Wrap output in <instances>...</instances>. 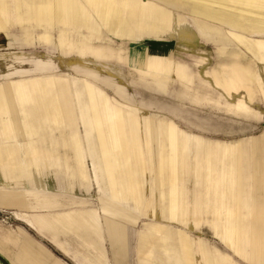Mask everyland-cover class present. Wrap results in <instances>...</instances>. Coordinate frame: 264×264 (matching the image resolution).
<instances>
[{"label":"rangeland","instance_id":"obj_1","mask_svg":"<svg viewBox=\"0 0 264 264\" xmlns=\"http://www.w3.org/2000/svg\"><path fill=\"white\" fill-rule=\"evenodd\" d=\"M76 1L94 13L86 0ZM134 1L151 13L183 19L187 35L136 23L131 33L120 37L96 18L98 30L93 33L55 16L38 19L34 9L43 0H0V92L7 107L0 111V148L25 146L30 156L42 158V164L30 165L38 172L29 176H6L2 169L8 166L0 164V191L16 195L13 201L0 197V264L30 258L25 249L29 242L62 264H120L106 218H117L126 226L129 247L123 264H187L182 252L189 244L197 257L203 244L213 264H264V258L252 259L255 233L264 237V210L254 211L264 208V51L256 55L237 38L242 35L260 49L264 20L239 18L241 27L236 28L232 22L221 24L212 18H222L219 10L204 15L206 9L194 0ZM258 12L264 16V8ZM202 17L209 19L208 33L199 26ZM83 44L88 49L79 52ZM38 77H52L57 92L71 99L72 111L64 120L43 123V129L30 134L22 125L26 118L14 85ZM85 85L102 93L116 110L120 146L109 150L108 160L125 173L127 196L111 195L102 157L95 170L75 93ZM127 115L140 125L136 143L126 127ZM4 120L13 124L12 135L6 134ZM150 122L174 128L177 172L160 173L161 152L167 156L173 152L167 133L152 131ZM75 134L82 141L88 176L79 171L75 149L67 146ZM13 135L18 141H10ZM90 137L96 144L94 129ZM229 144L237 145L236 159L228 157L218 164L219 147ZM199 146L203 148L196 152ZM61 186L63 190H58ZM170 187L181 198L175 218L162 197L163 189L166 197L171 196ZM105 206L113 209L112 215ZM88 210L101 213L102 227L84 219L87 231L75 228L67 213L83 218ZM39 215L58 232L49 225L39 232L25 221ZM228 220L237 226L232 232L234 247L220 235H230L225 228ZM154 226L162 233L151 238L147 256L141 240L144 232L156 234ZM198 264H206L201 256Z\"/></svg>","mask_w":264,"mask_h":264},{"label":"crops","instance_id":"obj_2","mask_svg":"<svg viewBox=\"0 0 264 264\" xmlns=\"http://www.w3.org/2000/svg\"><path fill=\"white\" fill-rule=\"evenodd\" d=\"M43 1L45 2L42 3L40 6H36L34 9V11L36 12V17L38 19L42 21L43 20L49 21L52 18V16L56 15L55 18H57L58 20H64V22L66 23L68 21V24H74V25H80V26L87 27L93 33H96L98 30L97 29L98 26H96L94 22L95 18L97 21H99L100 24H103L109 31L115 33L117 36H120V37L126 36L129 33H131L133 31V28H135L133 27V24H136L138 22L139 24H137V26L142 25L144 26V28L145 27L148 28L150 26L153 28L155 27V28H162V29L172 28L180 36H183V37L186 36L188 33V25L185 23L183 19H180L179 17H177L173 21L172 19H170L169 17L163 14L154 13V12L151 13L148 8H145L138 1H134V0H131V1L130 0H86L89 7L93 9L94 13H89L88 11L87 13L86 9L84 7L81 8L82 6L76 0H53V1L43 0ZM194 1H195V4L207 10V11L206 10L202 11L204 15H206L207 12L211 13L213 10H219L222 13V18H217V17H212V18L219 20L221 24L223 23L230 24V22H232L231 24L233 25V27L237 28V27H241L240 26L241 22L239 18H242L245 21L264 20L263 14H260L258 12V9L264 8L263 6L264 0H194ZM73 3L75 6L73 5ZM230 4L233 6L230 7ZM234 4H236V6ZM54 5L55 7H57L56 9ZM138 7L140 8V10ZM62 8L64 12L63 10H61ZM74 11L76 12V14L74 13ZM125 12H129L131 15H129L128 17V15L124 14ZM59 15L60 17H58ZM202 19H203L202 21L199 20L200 21L199 26L204 32L208 33L209 30L211 29H210V26L205 23V21H209V19L205 17H202ZM78 20L80 22H78ZM85 21H87L88 23ZM145 23H150V24L146 25ZM254 45H255V50L253 51L251 50V51L254 52L256 55H258V50L264 51V43H260L259 45L260 49L256 47V43H254ZM86 49H88V47L85 48V44H83V47L79 49V52L80 51L84 52V50ZM14 86L17 92L19 93L21 113L23 114V116L25 115V118H26L23 121L22 125L25 128V130L30 134L37 133L40 128L43 129V127H41L43 123H53V122L62 121V119L64 120L66 113H67V117H69L70 115L69 112L72 111V108H70V105L72 107L71 99L69 98V96L64 98L57 92V90L55 89L54 81L52 77H48V78L38 77L36 79H31L30 81L21 80V81L15 82ZM75 93L77 97V105L79 107V112L81 113L83 117V124L86 129V136L89 142V146L91 148L90 156L94 164L95 170L100 168V163L97 164L98 162L97 159H100L102 157L103 163L107 165L109 169L108 170V173H109L108 179H110L109 188H111V191L114 193V194L111 193V195L115 198L118 196V193L119 194L121 193L122 195L124 194V196H127L128 195L127 189H125L124 187V183L122 180L123 177L120 174L121 169L119 168V166H114L112 162L108 160L109 155H110L109 150L111 148L112 150H114L120 146L119 144L120 137L118 134V125H117L118 120H117L116 110L110 105L108 99L102 93L95 90L92 85H85V86L79 87L76 89ZM2 95L3 94H1L0 92V111L5 112V110H7L6 109L7 107L4 102L5 97H3ZM89 104L92 106V108ZM30 117L31 119L29 120ZM92 118H94L96 126L92 128H88L87 126L89 124V121H92ZM126 119H127L126 127L129 129L132 142L136 143L137 140H139L138 129L140 128V125L137 119L132 116L127 115ZM4 121H5L4 124L6 127L5 129L6 134L12 135L14 131L11 126L13 124L8 123L9 121L7 120H4ZM111 125L112 127H110ZM114 125L116 126V129ZM147 126L150 127V129L154 132H158L159 130L160 131L162 130L164 133H167L168 139L171 144V149L173 152L171 156H167L161 152L160 173L165 176L167 170H172L173 172H177V165H178V170H179V163L177 162L176 164L173 161V159H176L178 155L177 154L178 149H177L176 137H175L176 134H175L174 128L171 126H163L164 127L163 129V127L159 126L158 124H152L151 122L148 123ZM93 129L97 134L96 144L95 142H93L92 138L90 137L91 131ZM101 137L102 139H99ZM116 137L118 139H116ZM74 138L75 139L73 143H70L67 146L69 148L72 147L75 149L74 158L78 164L79 171L84 176H88V171L85 165V156H84L82 145H81L82 141L77 134L74 135ZM9 139L12 142L18 141L16 140L17 137L14 135L9 136ZM144 139L146 141L145 135H144ZM236 146H237L236 144L235 145L229 144L227 146L219 147L220 163L219 161H217V163L221 164L223 159L228 158V156L230 158L232 157V160L234 161L236 159L234 158L235 157L234 151L237 148ZM202 148H203L202 146H199L196 149V152L201 151ZM29 152H31L30 149H27V147L25 146H14L13 145V147L8 148V151L0 148V164L4 163V165L8 166L7 169L5 168L6 170L2 169L4 174L6 176H9L11 174L29 176L31 174L38 172L36 170L30 169V165L42 164V158L32 157L29 155ZM14 153H16L17 155H15ZM33 153H36L34 148H33ZM263 153H264V150H263ZM60 159L62 161L65 160V163H67L66 160L68 161L66 156L65 157L61 156ZM145 159H144V191L146 190L145 175L147 172L146 170L147 168L145 167V162H146ZM50 164H52V161L50 162ZM50 174L53 175L52 173ZM227 176H229V173L227 174ZM53 179L54 178H52V180ZM176 179H177V176H174L171 179L172 183L175 182ZM34 180L39 181L37 178H34ZM163 180H164V177H163ZM62 188L63 186H61L60 188L58 187L57 189L63 190ZM170 195L171 196H169V198L166 197V194L163 189L162 197L164 200L165 199L168 200L169 202L168 208L171 210L173 218H175L176 212L178 216L180 215V210H181L180 199L181 198L176 193L174 188H171V187H170ZM144 196H145V192H144ZM0 197L1 199L5 201H13L14 199H16V195L8 191H0ZM258 205H260V202L258 203ZM105 209L108 214H111V211L113 212V209L109 210V208L107 207ZM260 210H264V208L261 207V209L260 208L257 209L256 207V209H254V211L257 212L258 214L260 213ZM225 211L231 212V209L225 208ZM154 214L155 213H153V215ZM67 215L70 217L69 220L71 221L73 226H75V228L77 229L87 231V225L85 224L84 219L92 221L90 224L94 227H98V228L102 227L101 222H100L101 213H98V211H95V210L84 211L83 218L76 216L74 214H70V213H67ZM193 219L195 220L196 218H193ZM116 220L117 218H114L113 220L106 218V228H107V233H108V236L111 242V246L114 252L120 256L119 263L123 264V261L126 259V256L128 255V247H129V244L127 241L128 235L126 232V226L122 222H118ZM25 221L28 223L29 226H31L32 228H34L35 230L39 232H43V230L48 225L53 228L52 230L57 231V229H55L51 225L48 218H46L44 215L42 216L39 215L38 217L34 218V220L25 218ZM225 228H226V231L230 233V235L227 233H222V232L220 233V235H222L221 237H223V239L226 242L230 243V245L234 247V240L232 237L233 236L232 232H234L237 229V226L235 225L234 221L228 220ZM153 229L156 231L155 235L152 233L149 234L147 232L146 233L144 232V236H146L147 238L144 237L142 238L143 240H141V244L144 241V255L150 254V251L148 250V244L150 243L151 238L154 239L156 238L157 234L162 233L161 229L158 228L157 226H154ZM52 234H53V237L55 238L56 235L54 234V232ZM142 235L143 234H141V237ZM243 237L248 238V235L244 233ZM25 249L27 253L29 254L30 258L26 257L28 258L26 259L24 258V256L19 257L18 260H17V257L16 259L10 258L11 260L7 259L8 261H10L9 263H11L13 260L14 264H31V260L33 259V262L35 264H62L58 260L50 258V255H48L47 252H45L43 249L39 247L32 245L31 242L27 243ZM182 255L185 256L184 259L187 260V264H198L199 256H201V259H203V261L206 264H213L212 263L213 261L209 255V252L207 251V249L204 247L203 244L201 247V251L198 253V257L196 256L195 253L191 251L190 244H189L188 249L183 250ZM261 258H264V237L262 235V232L258 231L257 233H255V236L253 237V241H252V259L260 260Z\"/></svg>","mask_w":264,"mask_h":264},{"label":"bare ground","instance_id":"obj_3","mask_svg":"<svg viewBox=\"0 0 264 264\" xmlns=\"http://www.w3.org/2000/svg\"><path fill=\"white\" fill-rule=\"evenodd\" d=\"M131 1V0H130ZM72 2V1H71ZM75 2V1H74ZM58 3V2H57ZM126 3V2H125ZM125 3H123V4H125ZM130 3V2H129ZM134 3V2H133ZM132 3V4H133ZM61 4V3H60ZM64 4V3H63ZM128 4V3H127ZM56 5V4H55ZM55 5H54V7H55ZM73 5H74V3H73ZM122 5V4H121ZM72 6V5H71ZM70 6V7H71ZM75 6V5H74ZM90 6H91V4H90ZM94 6H95V4H94ZM126 6V5H125ZM73 7V6H72ZM79 7V6H78ZM123 7H124V5H123ZM134 7V6H133ZM57 7H55V9H56ZM74 8V7H73ZM81 8H83V7H81ZM126 8V7H125ZM139 8V7H138ZM38 9V8H37ZM54 9V10H55ZM128 9V8H127ZM133 9V8H132ZM251 9V8H250ZM61 10H63V8L61 9ZM70 10V9H69ZM79 10H80V8H79ZM96 10V9H95ZM122 10V9H121ZM137 10V9H136ZM139 10H140V8H139ZM39 11V10H38ZM68 11V10H67ZM133 11V10H132ZM63 12H64V10H63ZM82 12H83V10H82ZM86 12H87V10H86ZM74 13L76 14V12L74 11ZM88 13V12H87ZM134 13V12H133ZM55 14V13H54ZM73 14V13H72ZM122 14V13H121ZM137 14V13H136ZM144 14V13H143ZM62 15V14H61ZM80 15H81V13H80ZM108 15V14H107ZM113 15V14H112ZM112 15H110V16H112ZM119 15V14H118ZM56 16V15H55ZM73 16V15H72ZM86 16V15H85ZM88 16V15H87ZM98 16H100V15H98ZM104 16V15H103ZM114 16H115V14H114ZM122 16V15H121ZM120 16V17H121ZM141 16V15H140ZM58 17H60V15L58 16ZM137 17V16H136ZM143 17V16H142ZM80 18V17H79ZM87 18V17H86ZM110 18V17H109ZM81 19V18H80ZM91 19V18H90ZM114 19V18H113ZM120 19V18H119ZM132 19V18H131ZM66 20V19H65ZM89 20V19H88ZM64 21V20H63ZM72 21V20H71ZM108 21V20H107ZM127 21V20H126ZM78 22H80L79 20H78ZM85 22H87V21H85ZM93 22V21H92ZM67 23H68V21H67ZM70 23V22H69ZM88 23V22H87ZM138 24H139V22H138ZM143 24V23H142ZM108 25V24H107ZM111 25V24H110ZM95 28V27H94ZM110 28V27H109ZM92 30H93V28H92ZM95 30V29H94ZM237 35V34H236ZM237 38H238V40L239 41H241V42H243L246 46H247V48L248 49H250V50H255V45H254V43L251 41V40H249L248 38H245L244 36H240V35H237ZM87 91V90H86ZM87 96V95H86ZM90 105V104H89ZM91 106V105H90ZM91 108H92V106H91ZM91 110V109H90ZM91 112V111H90ZM109 114V113H108ZM61 115V114H60ZM101 125V124H100ZM96 126V123H95V120H94V118H92V121H89V126H88V128H92V127H95ZM115 126V125H114ZM110 127H112V125L110 126ZM112 129V128H111ZM115 129H116V126H115ZM163 129H164V127H163ZM112 131V130H111ZM115 131H117V130H115ZM113 132V131H112ZM167 132H168V130H167ZM98 133V132H97ZM114 133V132H113ZM105 134V133H104ZM99 136V135H98ZM114 137V136H113ZM99 139H102V137L101 138H99ZM116 139H118L117 137H116ZM115 140V139H114ZM145 140V139H144ZM99 141V140H98ZM114 143V142H113ZM78 144V143H77ZM116 144H118V143H116ZM118 147V146H117ZM127 147V146H126ZM114 148V147H113ZM229 157V156H228ZM106 161H107V159H106ZM104 164V163H103ZM161 164V163H160ZM105 165V164H104ZM103 165V166H104ZM127 166H128V164H127ZM162 167V166H161ZM169 167V166H168ZM127 169V168H126ZM109 170V169H108ZM107 170V171H108ZM162 170V169H161ZM166 171V170H165ZM84 173V172H83ZM127 173V172H126ZM120 174L122 175V177H123V183H124V187H125V189H127V187H129V185H128V181L125 179V177H124V172L121 170L120 171ZM129 175H131V174H129ZM128 176V175H127ZM134 178V177H133ZM128 179V178H127ZM110 180V179H109ZM129 180V179H128ZM131 184H132V182H131ZM112 185V184H111ZM135 185V184H134ZM131 186H133V185H131ZM116 188V187H115ZM134 190V189H133ZM133 193V192H132ZM159 233V232H158ZM158 235V234H157ZM144 237H146V236H144ZM147 238V237H146ZM227 238V237H226ZM150 239V238H149ZM148 240V239H147ZM148 256V255H147Z\"/></svg>","mask_w":264,"mask_h":264}]
</instances>
